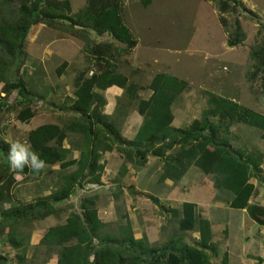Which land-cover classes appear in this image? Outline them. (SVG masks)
<instances>
[{"label":"rangeland","instance_id":"374dc122","mask_svg":"<svg viewBox=\"0 0 264 264\" xmlns=\"http://www.w3.org/2000/svg\"><path fill=\"white\" fill-rule=\"evenodd\" d=\"M54 1L63 0H0V31L4 25L13 26L6 33H0V264H55L59 248L41 243L45 231L53 224L64 222L66 217L74 215L79 216L85 222L82 224L86 226L82 199L75 196L78 190L67 198H71L70 201H50L53 195L57 197L71 184L66 172L73 169V166L61 170L55 162L52 165L44 164L39 171L30 165H25L21 170L14 169L8 158L14 142L30 147L27 141L28 128L32 129L41 122L48 121L49 115L54 118L51 117L48 122H62L64 117L68 121L72 120L70 112L55 115L51 102L57 96L50 84L58 82L64 92L63 86L67 80L73 79L85 68L86 63L78 57L84 54L83 49L89 59H93H90L91 63L86 67H93L97 71L104 70L109 74H125L129 82L140 87L137 90L140 94L146 91L143 89L155 73L171 72L172 75L184 79L186 87L174 99L170 110L175 117V123H183L179 127L187 125L206 108V96L203 93L206 90L231 98L264 114V0H240L251 13L245 12L239 6L234 7L231 2L218 8V1L215 5L212 0H116L121 19L136 40L135 45L130 48L107 32L95 31L92 28V19L84 16L86 13L88 16L98 13L101 8L115 0H90L88 10L82 18H73L72 15L82 12L86 0H66L69 17L75 25L59 18L63 10L62 4L54 5ZM235 20L243 38L240 45L228 46L226 36L233 34ZM26 24H29L28 28ZM30 56L33 57L35 66L30 65ZM63 60L66 61L62 70L64 76L55 79L56 76L52 73ZM90 73L88 71L86 75ZM67 85L71 92L72 86L69 83ZM147 93L146 91L144 94ZM119 100L115 103L119 107L118 112L113 111L110 119L116 122V126L124 134L123 129L129 131L135 124L130 123L125 127V120L116 116L120 113V108L127 104L120 103ZM27 107L32 109L35 116L31 120H20L18 113L26 112ZM65 113L68 115H64ZM209 119L215 123L221 121L218 116ZM93 125L94 129L106 133L111 143L116 142L114 132L101 128L99 123ZM229 132L234 136L229 142L232 148L240 149L244 146L262 153L257 168L250 169L249 178L264 183V141L259 138L258 129L242 123H232ZM66 141L76 144L79 136L67 133ZM48 144L56 145L53 140ZM179 148L178 144H174L171 151H175L170 155L176 154ZM117 155L124 161L122 154L117 152ZM163 158L160 156L158 160L162 162ZM144 162L145 159L143 164ZM175 162L178 166L168 167L170 173L177 172L178 167L186 164L182 157L171 160V164ZM146 164H150V161ZM153 167L146 169L149 173L139 183V186L149 189L151 193L157 192L152 190L151 185ZM105 170L108 171L109 168ZM125 170L124 164L118 166L117 179L111 183L116 185ZM160 170L162 172V164ZM77 182L79 187L83 185L80 179ZM126 182L130 185L128 179ZM120 184L123 181L119 179ZM87 188L93 186L88 184ZM228 195L231 198V193L223 190L217 198L225 200ZM137 196L139 198L132 196L126 200L118 196L114 209L107 202L100 208V220L104 222V226L98 239L92 240L93 249L87 256V264H91L93 252L99 248L100 255L105 249L119 255L118 259L114 258V264H165L166 255H182L184 245L199 248L207 255L211 264H220L221 255L216 254L217 243L221 245L223 238L216 229L219 225L213 221V253L209 246L201 245L196 226L189 230L178 228V218L181 215L179 210L175 216L170 217L167 214L171 219L162 222L158 214L161 208L156 198L140 193ZM121 201L123 202L120 203ZM126 206L128 210H125ZM162 209L176 213L170 211L171 209ZM54 210L61 215L60 219L55 214L49 219H43ZM221 213L222 217H228L224 222L231 221L234 230L235 226L239 228V212L230 210V217L225 214L227 210L216 212V222H219ZM236 216L238 223L235 221ZM260 216L264 222V217ZM194 217L196 220L201 218ZM131 229L137 235L140 234L139 237H134ZM243 230L248 231L249 228L243 226ZM256 231L255 227L254 240ZM129 234L134 239L144 238L148 247L142 242V247L138 249L140 251H132L135 247L122 239ZM169 239L172 244L164 250ZM72 242L73 240L69 241ZM150 247L158 249L150 251Z\"/></svg>","mask_w":264,"mask_h":264},{"label":"trees","instance_id":"16d2710c","mask_svg":"<svg viewBox=\"0 0 264 264\" xmlns=\"http://www.w3.org/2000/svg\"><path fill=\"white\" fill-rule=\"evenodd\" d=\"M85 1L82 12L72 15L73 18H82L84 12L88 10V3ZM215 5L218 1V8L227 6L231 2L234 7L239 6L245 12L251 13L245 8L240 0H212ZM62 4L63 10L59 18L66 19L72 25H75L72 18L69 17V6L66 0L55 2L54 5ZM221 5V7H220ZM26 13V12H25ZM92 19V28L95 31L107 32L118 42L124 43L127 48L133 47L136 40L133 38L129 28L126 27L120 16L119 4L115 0L108 6L88 16ZM44 18V16H43ZM29 24H26V28ZM13 26L7 24L2 26L1 34L11 30ZM23 31L25 28L23 27ZM243 34L239 31L237 20L232 35L226 36L228 46L240 45ZM1 41V40H0ZM83 51H85L83 49ZM86 52V51H85ZM251 55V50H250ZM93 60L92 58H90ZM66 61H61L54 69L58 75L64 69ZM264 67V66H263ZM91 71L87 76L86 72ZM264 74V68L262 71ZM186 81L167 72L155 73L145 88L151 90V95L147 100L137 99L136 92L140 89L136 84L129 82L127 76L118 72L109 74L107 71L95 68L85 67L78 72L77 76L72 79L74 99L70 104V109L80 113L82 121L69 122L67 128L77 125L83 133V143L91 148L83 149L80 157L76 160L71 159L60 162V167H65L76 163V169L68 173V180L71 184L57 197L53 195L50 201H58L65 198L73 185L80 186L77 179L81 182H91L99 184L100 173L103 165L98 163V149L102 151L110 150L113 147L117 152L122 154L125 161L136 165H142L145 155L150 152L152 155L164 157L162 161V172L159 180L169 178L173 181L179 179L186 169L192 165L201 173L211 174L214 176L213 186L217 189H225L231 193V198L227 202L228 207L242 209L244 208L250 218L257 224H263L264 208L258 205H247V199L253 189L252 184L248 181L250 169L257 168L262 157L258 150H250L246 147L240 149L232 148L229 144L230 139L234 136L230 134L229 127L232 123H242L258 129L259 138L264 141V114L250 109L243 104L218 95L214 92L204 91L206 96V108L202 109L199 116L193 118L183 127H173L170 125L172 113L170 104L175 97L180 94L186 87ZM110 85H116L123 89L127 102L135 100L137 112L142 115L141 124L138 126L136 133L131 139L120 137L118 129L100 113L99 107L103 103L101 96L93 91V88L104 89ZM27 111H20L18 114L20 120H28L33 116L32 109L26 108ZM218 116L221 121L217 123L209 117ZM93 123H99L101 128L109 129L114 132L115 143H111L107 134L93 128ZM223 123V124H222ZM109 133V132H108ZM174 136H170L171 134ZM110 134V133H109ZM180 135L177 137L176 135ZM170 136V137H169ZM65 137L64 131L57 124L44 123L27 131V141L30 148L36 153L44 163H54L63 159L64 150H61L60 144ZM50 140L55 142L54 145L48 144ZM107 140L108 142H105ZM174 144L180 146L176 154L170 155L166 151L171 150ZM254 155V157H252ZM177 157L185 158L186 164L178 167V171L170 173L168 167L177 168V162L171 164V160ZM85 171V173H84ZM82 210L86 226L82 224L79 216L74 215L67 217L65 222L48 228L41 237V243L47 246H56L59 248L55 264H87V256L93 249V238L98 239L101 228L104 226L96 215L94 202L91 198H82ZM88 206V207H87ZM170 211L175 212L174 209ZM181 215L178 218V228L180 230H189L196 226L200 243L203 246H209L214 253L211 244V235L209 224L205 219L196 220L193 214V203H181ZM85 223V222H83ZM134 246L137 251L142 247V242L147 246L146 240L134 239L131 234L124 238ZM69 243V241H72ZM172 240H168L164 245V250L170 248ZM144 246V247H146ZM148 247V246H147ZM143 249V248H142ZM157 247H150L153 251ZM99 249L93 252L91 264H114L115 257L119 255L116 252L105 249L100 255ZM140 251V250H138ZM97 253V256H96ZM98 254L101 256H98ZM165 264H211L207 255L199 248L183 246V254L175 255L168 253ZM134 264V263H128ZM220 264H226V257L220 259Z\"/></svg>","mask_w":264,"mask_h":264},{"label":"crops","instance_id":"0c3cea01","mask_svg":"<svg viewBox=\"0 0 264 264\" xmlns=\"http://www.w3.org/2000/svg\"><path fill=\"white\" fill-rule=\"evenodd\" d=\"M73 48L75 49V47ZM78 57L81 58L84 63H86L85 67L91 63L89 59V55L85 51H84V54H81ZM30 59H31L30 65L35 66V62L32 61L33 59L32 56H30L29 60ZM91 68L93 69V67ZM63 72L57 75L54 71V73L52 74L56 76L55 79H60L62 76H64ZM64 81L65 79L62 80V83H64ZM67 81L68 82L63 86L64 92L60 88V86L57 84L58 82H53L50 84V86L55 92V95L57 96V97H54V99L52 100L51 106H54V109H55L54 113H56L55 115H59V113H62V112L72 113L71 114L72 120L68 121L67 118L64 117V120L62 122L59 119H58L59 121H57L56 123L48 122L50 121L52 117L51 115H49L50 116L49 120L45 122H41L40 124H44L46 122L57 124L58 127L64 131L65 137L62 139L61 144H60L61 150H64V156L62 160L56 161V163H57V167L61 170L73 166V169L66 172L68 174L76 169L77 167L76 163L66 165L65 167H60V162H64V161L71 160V159L76 160L80 157L83 149H88L91 147L86 146L83 143V133L80 131V128L77 125L71 124L72 127L67 128V125H69V122L82 121L80 113L70 109V104L74 99V96L72 94L73 87L71 89V92H69L67 84L69 83V85L72 86V79L69 78V80ZM143 90H146L148 93L144 94L146 91H143L141 92L142 94H140L138 93L139 91L138 90L136 92L137 99L147 100L149 96L151 95L150 89L144 88ZM93 91L98 93L101 96L103 103L99 107L100 113L106 116L109 121L112 120L110 119V117L113 111L115 113L118 112L117 108L119 107L117 106V104H115L116 100L120 99L119 100L120 103H124V102L127 103L124 107L120 106L123 108H120L121 111L120 113L116 114V116H121L122 120H125L124 121L125 127H127V125L130 123H133V125L135 124L133 128L131 130L129 129V131L126 129H123V132L125 134L124 135L120 127L118 128V126H116V122L115 121L114 122L111 121V122L118 129L120 137L127 139V140L131 139L136 133L137 128L141 124V120H142V115H140L136 110L135 100H133L131 103H128L127 99L124 100L123 98L124 97L126 98V96L123 94V89L116 85H110L108 87H105L104 89L93 88ZM173 101L171 102L169 106L170 110H171V105ZM68 113H65L64 115H68ZM34 116L35 115L33 114V116L29 118L28 120H31ZM182 124L181 123L179 124V121L175 123V117L172 115V120L170 122L171 126L179 127ZM30 129L31 128L29 127L28 130ZM67 133H70L72 135L74 134L78 135L79 142L75 144V143L66 141ZM105 142H108V141L105 140ZM171 150L166 151V153H171L174 151V150L173 151ZM115 151L116 150L114 147L110 150H105V151H102L100 148L98 149V153L100 155H99L97 162L103 165V168H102L103 170L101 171L100 178H99L100 180L99 184H95L91 182H88V183L84 182L81 187L77 185H73V187L70 190V193L65 198L59 200V202L64 199L67 200V198L70 195L73 196V192L75 190H78L75 196L76 197L79 196L80 199L85 198V197L91 198L94 202V208L96 210V215L100 219L101 217L100 208L103 206L105 202H107L108 205H111L112 208L114 209L115 203H117L116 200L118 196L121 197V199L126 200L127 198L132 197V196L139 198L137 196V194L139 193L142 195L147 194V195L152 196L153 198H156L158 205H160L161 209L158 214H159V219L162 222H168V220L171 219L169 218L167 214H169L170 217L177 215V211L178 210L181 211L182 202H191L193 203L194 216H199L202 219H205L206 221H208L209 227H210L209 229L211 232V241L213 243L215 242L214 237H213V232H212L213 221L215 222L216 225H219L216 229L219 231V233L222 234L223 238H222L221 245L220 243H217L216 254L221 255V257L222 255H224L226 257V264H264V230H263L264 225L257 224L252 218L248 216L244 208L237 209V208L228 207L227 202L230 199V195H228V198L225 200L218 199L217 195L225 189L220 190L213 186V180H214L213 175L201 173L199 170H197L196 167L190 165L179 179L173 181L169 178H164L158 181L160 173H161L160 167L162 164V162L159 161L160 159L158 160L159 156L156 157V156H153L152 154L147 153L144 158L145 159L144 164L136 165L134 163L131 164V162L129 161H125V160L123 161V159L120 158L117 155V152ZM153 160H155V163H152ZM147 161H150V164H146ZM54 163H51V165ZM44 164L50 165L49 163H44ZM121 164L122 165L124 164L126 168V170L123 171V173H121L122 175L119 178L121 181H123V184L119 185V179H118V183L114 185L111 182L117 179L116 178L117 177V167L120 166ZM149 167L154 168L153 174H151L150 178H151V185L153 186L152 190H155L157 192L151 193L149 189H145L139 186V183L141 179L143 178V176L149 173V171L146 170ZM106 168H109V170L106 171L105 170ZM103 171H104V174H102ZM127 179L130 181V185L128 182H126ZM248 181L252 184L253 189L247 199V202H246L247 205L254 204V205L264 207V183H260L256 181L255 179H251V178H249ZM88 184L92 185L93 188H87ZM111 187H114V189L112 190ZM106 195H107V200H106ZM99 196L101 198H99ZM70 199H68L67 201H70ZM122 202L123 201H121L120 203ZM162 208L174 209L176 213L173 214L169 211H164ZM125 210H128L127 206ZM226 210H227V213L225 214L229 217L232 216V214L230 213V210L239 212V221H240L239 228H237L238 226H235V230H234V225L231 224V221L230 223L224 222L225 219H227L228 217L226 218L222 217L223 213L219 214V217H220V219L218 220L219 222L215 221V213L221 212V211L223 212ZM57 213H58L57 210H54L46 214L43 217V219L45 220L49 219V217L51 218L53 214L58 216V218L60 219L61 215H58ZM127 215H129V213H127ZM130 215L132 217V214ZM235 221H237L238 223L237 216L235 218ZM62 222L63 221L57 222L53 224V226L58 225L59 223L62 224ZM221 223L223 224L221 225ZM242 224L243 226L248 227L249 230L244 231ZM255 227L257 228L256 240H254L255 235L253 234V230ZM131 231L134 237H139L140 234L137 235V233L132 229Z\"/></svg>","mask_w":264,"mask_h":264},{"label":"clouds","instance_id":"9594fccd","mask_svg":"<svg viewBox=\"0 0 264 264\" xmlns=\"http://www.w3.org/2000/svg\"><path fill=\"white\" fill-rule=\"evenodd\" d=\"M9 162L14 169H23L25 165H30L34 170L39 171L44 165L39 156L31 151L30 147L21 142H14L9 153Z\"/></svg>","mask_w":264,"mask_h":264}]
</instances>
